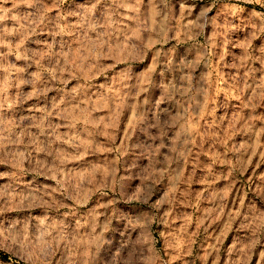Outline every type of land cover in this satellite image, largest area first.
Listing matches in <instances>:
<instances>
[{
	"label": "clouds",
	"instance_id": "clouds-1",
	"mask_svg": "<svg viewBox=\"0 0 264 264\" xmlns=\"http://www.w3.org/2000/svg\"><path fill=\"white\" fill-rule=\"evenodd\" d=\"M0 264H264V0H0Z\"/></svg>",
	"mask_w": 264,
	"mask_h": 264
}]
</instances>
